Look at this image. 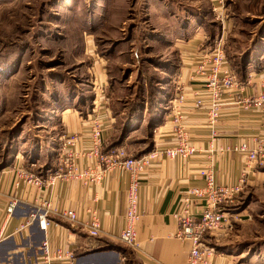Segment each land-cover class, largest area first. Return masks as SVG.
I'll list each match as a JSON object with an SVG mask.
<instances>
[{
	"label": "crops",
	"instance_id": "1",
	"mask_svg": "<svg viewBox=\"0 0 264 264\" xmlns=\"http://www.w3.org/2000/svg\"><path fill=\"white\" fill-rule=\"evenodd\" d=\"M206 1L211 8L208 0H145L146 11L150 15L154 12L150 22H154L155 26L149 32L150 44L145 42L144 45L154 48L156 53L157 50H163L161 56L165 59L164 63L168 69L166 86L172 87L170 90L167 87L163 89L158 115L160 123L153 131H148L150 134L146 133L150 141L140 140L144 145L133 146L128 141L129 136L122 147L127 148L129 153L140 156L146 151L147 144L153 146L152 151L172 146L178 142L177 129L180 128L184 134H190L191 144L197 149V153L187 161L159 157L144 174L140 190V209L143 215L138 225L139 249L133 250L120 240L125 225L126 191L130 181L127 173L116 170L101 184L91 187H85L78 182L57 181L49 186L45 193L23 183L17 186L18 168L43 178L56 171L59 161L57 145L62 134L82 133L83 146L89 148V120L92 119L93 112H99L104 127V151L114 143L117 125L125 119L126 111L124 109L120 113L114 112L111 103L115 90L124 87V84H117V78L116 82L113 81L115 77L111 75L110 69L116 61V64L122 67L118 68L122 73L126 65L137 64L138 58L133 54L134 51H124L125 48L134 49L137 43L136 40L123 41L116 47V51L108 50L107 54H101L95 40L90 37L81 53L89 57L92 88L90 84L88 91L81 88L75 90L66 85L64 91L54 98L53 103L46 102L47 106L36 110L33 117H25V127L29 128L26 130L22 127L17 141L12 144L0 141V147L3 145L4 150L3 154L0 150V161H3L0 163L2 261L10 264H40V247L48 240L53 249L62 247L72 251L75 255L72 264H121L123 259L127 261L129 257L139 264H187L190 245L177 238L178 226L173 217L179 207L180 198L192 187L205 186V181L198 172L209 165L213 166L218 185L239 184L246 171V159L229 150L254 137H264V104L254 103L255 106L251 105L249 108L244 104L247 98L257 100L264 92V31L262 38L250 43L245 49L239 47L233 52V36L236 35L238 23H245L243 21L246 17L228 14L224 33L223 25L214 19L212 8L213 21H207L202 7V3ZM108 23L107 19L105 28ZM102 27L104 29V25ZM109 27L113 28L109 35L117 31L111 24ZM222 36L232 69L237 67L236 62L239 59L244 64L245 73L243 76L238 74L240 81L244 83V89L226 95L222 117L216 127H211L207 121L206 109L209 99L204 97V109L195 108L196 94L202 92L203 86L192 81V77L196 72L198 57L201 53L210 52ZM139 45L142 47L143 43ZM235 45L242 43L235 40ZM131 53L129 57L125 56ZM144 56L139 59L147 61ZM126 57L128 62L124 60ZM128 71L130 76L127 84L136 76L135 70ZM95 84L106 86L107 101L94 90ZM178 85L184 86L186 99L182 105L183 118L180 125L176 124L174 119L177 112L179 113V108H175L176 103L174 104L180 94L177 91ZM143 108L140 118H130L132 134L143 131L144 126L147 131L150 126L149 119L146 121L147 106ZM246 173L242 193L230 206L236 215L232 221L233 231L226 235L205 237V244L215 248L217 252L210 264H264V254H255L254 238L251 239V235L247 233L251 224L249 210L252 207L250 197H247L248 192L253 188L262 189L264 170L257 168ZM41 198L50 203V226L47 231L42 230L39 223L34 221L19 233L18 229L27 217L41 208ZM14 200L18 201V206L9 217L7 208ZM241 204L243 207H240ZM69 210L75 211L77 222L73 223L65 217L64 213ZM191 210L193 215L198 217L204 207L197 203ZM94 211L99 214L102 224L98 238L91 237L86 227L90 214Z\"/></svg>",
	"mask_w": 264,
	"mask_h": 264
},
{
	"label": "rangeland",
	"instance_id": "2",
	"mask_svg": "<svg viewBox=\"0 0 264 264\" xmlns=\"http://www.w3.org/2000/svg\"><path fill=\"white\" fill-rule=\"evenodd\" d=\"M145 5V0H0V141L10 144L17 141L22 127L26 130L29 128L25 127V117H33L36 110L47 106L46 102L53 103L66 85L75 90L81 88L88 91L90 84L92 88L89 57L81 53L90 37L95 40L101 54H107L108 50L116 51L123 41L136 40L137 47L124 50L134 51L138 58H135L136 66L128 64L122 73L118 71L122 67L116 61L110 69L115 77L113 81L118 79L117 84H124V87L115 90L114 100L110 103L114 112L126 111L125 119L117 125L116 139L126 130L127 138L130 136L128 141L133 146H142L144 139L150 141L147 135L150 131H146V126L143 131L132 134L128 112L133 104L139 102L138 98L143 99V104L147 102L155 92L154 88L163 92L165 87L170 90L172 86H166L168 69L161 56L163 50L156 53L154 48L144 45L145 42L150 44L149 32L155 26L154 22H150L154 12L150 15ZM202 7L207 21L212 22L208 2H203ZM227 8L230 16L239 14L246 17L245 23H238L236 35L233 36L242 45H235V40H232L233 52L239 47L245 49L263 37L264 0H227ZM107 19L109 23L105 28ZM109 24L117 30L110 35L109 31L113 28ZM139 43H143V46ZM130 55L132 53L125 56ZM143 56L147 61L139 59ZM124 60L129 61L127 57ZM241 61L237 60V67L233 69L237 74L243 72ZM128 69L135 70L136 76L127 84L130 76ZM149 146L147 144L146 147ZM2 147L0 150L3 154ZM248 194L252 207L247 233L251 239L254 238L253 250L260 256L258 254H264V185L262 189L253 188ZM127 263L139 264L132 257L128 258Z\"/></svg>",
	"mask_w": 264,
	"mask_h": 264
},
{
	"label": "built area",
	"instance_id": "3",
	"mask_svg": "<svg viewBox=\"0 0 264 264\" xmlns=\"http://www.w3.org/2000/svg\"><path fill=\"white\" fill-rule=\"evenodd\" d=\"M211 3L214 19L224 27L228 21L227 0H208ZM226 43L222 36L210 52L201 53L196 64V72L192 81L202 84V92L196 94L195 108L204 109V97L209 99L207 109V121L211 127H216L222 117L226 95L235 90L244 89L236 72L230 66L226 49ZM184 86L178 85L179 96L174 101L175 108L179 113L175 115L176 124L180 125L183 118V104L186 102ZM94 90L107 101V91L104 84H95ZM97 101V100H96ZM263 103L264 92L259 98H247L244 104L247 108L251 105ZM90 146L84 147L83 134H62L58 139L59 161L55 172L47 178L27 172L22 168L17 169L18 182L30 187H36L40 192L45 193L49 186L57 181L78 182L85 187L101 184L109 175L116 171H122L130 176L129 186L126 191V211L124 215L125 225L120 235L121 242L133 249H139L138 225L142 218L140 209V190L142 178L149 167L159 157L170 160L187 161L196 155L197 149L191 144L190 134H184L180 128L177 129L178 142L172 146L156 149L148 154L135 156L129 153L127 148L118 147L109 152L104 151L103 133L104 127L99 118V112H93L89 120ZM214 136L216 131L213 132ZM189 137V138H188ZM229 151L242 155L246 159L245 173L239 184L222 186L216 183L213 166L202 168L198 175L205 181L204 187H192L180 198V204L173 217L176 220L178 231L177 238L190 245L187 264H210L211 259L217 253L215 248L209 247L204 240L207 235L221 236L233 231V219L236 218L230 206L242 193V184L247 176L246 172L255 171L257 168H264V137H254L236 145ZM84 162L86 164L84 165ZM39 200L37 213L30 214L26 221L20 225L19 233L27 229L32 222L37 221L42 230L47 231L50 226L48 213L50 203L47 200ZM200 203L204 210L196 217L191 212L192 207ZM18 201H12L7 208V215L14 214ZM65 217L75 223L78 221L75 211L69 210L64 213ZM91 237L98 238L101 235L102 224L99 214L94 211L86 223ZM3 236H0V243ZM40 264H72L75 255L70 250L62 247L53 249L51 243L45 240L40 247ZM0 264H10L0 259ZM121 264H128L126 259Z\"/></svg>",
	"mask_w": 264,
	"mask_h": 264
},
{
	"label": "trees",
	"instance_id": "4",
	"mask_svg": "<svg viewBox=\"0 0 264 264\" xmlns=\"http://www.w3.org/2000/svg\"><path fill=\"white\" fill-rule=\"evenodd\" d=\"M242 65H243V67H242L243 72L239 73V74H241L243 76L245 71H244V64H242ZM235 72H236V70H235ZM236 74H237V72H236ZM154 89H155V92H152L153 95L152 94L150 95L149 100H147V102H144V104H143V99L138 98L137 101H139V102L133 104L132 107L130 108L129 112H128V117L129 118H132V119H134L136 117L140 118L142 116V110H143L142 108L146 104V106H147V116H148L149 121H150V126H149L148 130L150 132H151V130L153 131L154 127L159 125V123H160L158 115H159L160 103L162 101V94H163L161 89H156V88H154ZM127 134H128V131L125 130L123 132V134L119 137V139H116V137H115L114 143L111 144L110 147L105 152H107V151H109L111 149L122 147V145H124L125 142H126V139H127L126 135ZM152 150H153V146L150 145L146 149V151H144L145 153L144 152H142V153L143 154H147V153H150ZM263 170H264V168H263Z\"/></svg>",
	"mask_w": 264,
	"mask_h": 264
}]
</instances>
